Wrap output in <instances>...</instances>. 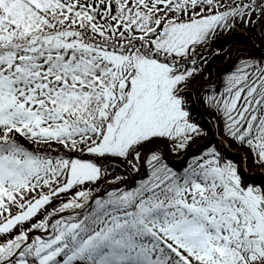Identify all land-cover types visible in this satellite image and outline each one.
Returning a JSON list of instances; mask_svg holds the SVG:
<instances>
[{
	"label": "snow or ice",
	"instance_id": "obj_1",
	"mask_svg": "<svg viewBox=\"0 0 264 264\" xmlns=\"http://www.w3.org/2000/svg\"><path fill=\"white\" fill-rule=\"evenodd\" d=\"M241 27L264 0H0V264H264V49L197 80Z\"/></svg>",
	"mask_w": 264,
	"mask_h": 264
},
{
	"label": "rangeland",
	"instance_id": "obj_2",
	"mask_svg": "<svg viewBox=\"0 0 264 264\" xmlns=\"http://www.w3.org/2000/svg\"><path fill=\"white\" fill-rule=\"evenodd\" d=\"M245 40H242V39ZM226 40L225 47L221 49V52L219 55H216L214 53H209V63L211 68L210 71L205 72L202 74V76H198L197 80L201 82V95H203V89L206 88L211 82L216 81L218 85L222 86V78L224 76L225 70L230 69L233 66V60L236 59V48L237 45H247L249 49H251L255 53H259L261 49H264V43H262L260 40H256L255 44H253L251 41H249L246 30L241 28H238L232 33H229L227 35L222 36V38L218 41ZM217 41V42H218ZM248 42V43H247ZM226 50V51H225ZM214 57V58H213ZM206 77V79H204ZM193 83H196V81H193ZM195 113V112H194ZM211 134H209L210 136ZM207 137H201V140H206ZM166 145H161V147H165ZM235 147V145H233ZM171 158L173 160H176L178 157L175 155H172L169 153ZM182 155V154H181ZM238 162L242 163V159L239 158ZM249 171L253 174H246L247 180L249 183H258L264 181V177L260 176L258 174V169L255 166H252ZM250 176V178H248Z\"/></svg>",
	"mask_w": 264,
	"mask_h": 264
},
{
	"label": "trees",
	"instance_id": "obj_3",
	"mask_svg": "<svg viewBox=\"0 0 264 264\" xmlns=\"http://www.w3.org/2000/svg\"><path fill=\"white\" fill-rule=\"evenodd\" d=\"M242 39V38H241ZM242 40H245V39H242ZM245 41H247V40H245ZM225 42H226V40H222V41H218V42H216V44L214 45V48L215 49H223V47H225ZM248 43V42H247ZM219 55V54H218ZM214 58V57H213ZM212 68V67H211ZM211 68H210V64L209 65H207V69H206V72L207 71H210V73H211ZM205 72V71H204ZM194 115H197V118L198 119H203V116H202V114H197L196 112L194 113ZM209 134H211V131H209ZM166 148H167V146H165ZM115 174H124V173H121V172H117V173H114V175Z\"/></svg>",
	"mask_w": 264,
	"mask_h": 264
},
{
	"label": "water",
	"instance_id": "obj_4",
	"mask_svg": "<svg viewBox=\"0 0 264 264\" xmlns=\"http://www.w3.org/2000/svg\"><path fill=\"white\" fill-rule=\"evenodd\" d=\"M232 155H233V156H235V157H236V159H238V157H239V155H238V154H236V153H232ZM248 178H250V176H248Z\"/></svg>",
	"mask_w": 264,
	"mask_h": 264
},
{
	"label": "bare ground",
	"instance_id": "obj_5",
	"mask_svg": "<svg viewBox=\"0 0 264 264\" xmlns=\"http://www.w3.org/2000/svg\"><path fill=\"white\" fill-rule=\"evenodd\" d=\"M259 172V171H258Z\"/></svg>",
	"mask_w": 264,
	"mask_h": 264
}]
</instances>
